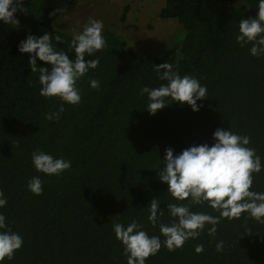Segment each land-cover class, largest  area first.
<instances>
[{"label": "trees", "instance_id": "16d2710c", "mask_svg": "<svg viewBox=\"0 0 264 264\" xmlns=\"http://www.w3.org/2000/svg\"><path fill=\"white\" fill-rule=\"evenodd\" d=\"M257 11L258 0H165L160 16L178 20L186 34L171 49L149 54L104 30L105 48L86 56L99 58V65L78 82L76 105L41 96L29 54L18 48L28 35L47 32L61 36L63 42L53 43L74 58L73 35L55 26L54 1L24 0L23 10L14 14L18 22L0 21V190L8 201L0 212L24 238L4 264H127L113 223L135 219L150 235H160L159 224L153 227L148 220L153 198L164 212L160 221L172 222L167 204L178 201L156 169L169 147L179 153L211 145L217 128H231L248 135L249 147L264 160V56L251 55L252 45L241 47L235 39L240 20ZM166 61L207 87L199 111L170 99L155 115L145 108L140 89L165 83L155 67ZM91 79L99 81L98 88L90 87ZM61 104L60 118L46 119ZM36 150L62 156L72 166L60 175L38 173L32 164ZM253 175L251 190L264 191V170ZM33 176L44 182L41 195L27 188ZM192 210L219 215L206 205ZM209 227L175 251L162 246L146 264H264V223L243 213L239 219L222 218L214 237ZM220 241L223 250L217 251ZM197 245H203L202 252L195 251Z\"/></svg>", "mask_w": 264, "mask_h": 264}, {"label": "clouds", "instance_id": "9594fccd", "mask_svg": "<svg viewBox=\"0 0 264 264\" xmlns=\"http://www.w3.org/2000/svg\"><path fill=\"white\" fill-rule=\"evenodd\" d=\"M24 0H0V21L6 24L18 22L14 14L18 8L23 10ZM102 20L89 18L82 31L74 32L68 52L57 48L53 40L63 42L61 36L54 38L50 33L42 36L28 35L18 46L19 52L29 54L28 65L32 73H38L40 95L45 98L58 97L64 103L76 105L81 101L78 82L90 70L99 65V58L91 57L106 46ZM236 42L244 47L251 44L253 56H264V0H258V11L254 17L242 18L239 22ZM38 59L46 66L38 64ZM155 72L161 83L158 87L143 86L140 95L147 97L146 109L151 115L169 105L168 100L187 103L193 111H199L198 101L207 96V87L190 75L180 72L167 61L156 64ZM90 87L98 88L99 81L91 79ZM61 104L58 111L46 114V119H59L64 112ZM213 143L192 145L176 153L171 147L165 150L161 159L162 167L156 168L161 182L168 185L167 192L178 201L168 203L167 212L172 222L164 223L161 203L153 198L148 205V220L153 227L159 224L160 235H150L142 224L133 219L127 225L113 223L117 240L123 245L127 264H146L150 256L156 255L166 247L169 251L182 248L189 239L198 238L205 231L214 237L217 225L222 218L239 219L243 213L257 222L264 223V191L251 190L254 175L264 170V160L256 149L249 147L251 138L241 135L231 128H217L213 133ZM32 164L38 173L60 175L71 168L70 160L53 156L42 150L32 153ZM43 180L33 176L27 188L35 195L43 193ZM185 201H187L185 203ZM7 198L0 190V208L7 205ZM207 206L219 213L218 216L204 211H193V206ZM6 216L0 212V264L5 259L12 260L22 248L24 238L14 232L7 224ZM161 236L164 237L161 240ZM224 242L217 243V251L223 250ZM197 253L203 245H197Z\"/></svg>", "mask_w": 264, "mask_h": 264}, {"label": "rangeland", "instance_id": "374dc122", "mask_svg": "<svg viewBox=\"0 0 264 264\" xmlns=\"http://www.w3.org/2000/svg\"><path fill=\"white\" fill-rule=\"evenodd\" d=\"M59 16L55 26L71 35L89 18L103 21L139 53L171 49L186 34L176 19H163L165 0H53ZM103 30V31H104Z\"/></svg>", "mask_w": 264, "mask_h": 264}]
</instances>
